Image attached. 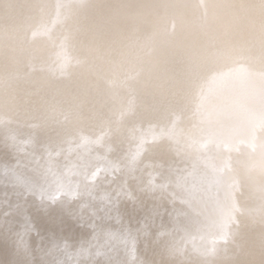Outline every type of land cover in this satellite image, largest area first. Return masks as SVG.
<instances>
[{
	"label": "bare ground",
	"instance_id": "bare-ground-1",
	"mask_svg": "<svg viewBox=\"0 0 264 264\" xmlns=\"http://www.w3.org/2000/svg\"><path fill=\"white\" fill-rule=\"evenodd\" d=\"M0 264H264V0H0Z\"/></svg>",
	"mask_w": 264,
	"mask_h": 264
}]
</instances>
